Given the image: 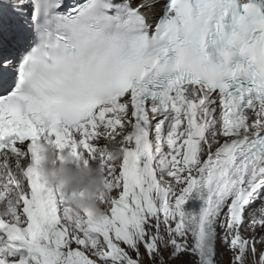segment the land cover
I'll use <instances>...</instances> for the list:
<instances>
[{
	"label": "snow or ice",
	"instance_id": "snow-or-ice-1",
	"mask_svg": "<svg viewBox=\"0 0 264 264\" xmlns=\"http://www.w3.org/2000/svg\"><path fill=\"white\" fill-rule=\"evenodd\" d=\"M0 264H264V0H0Z\"/></svg>",
	"mask_w": 264,
	"mask_h": 264
},
{
	"label": "clouds",
	"instance_id": "clouds-1",
	"mask_svg": "<svg viewBox=\"0 0 264 264\" xmlns=\"http://www.w3.org/2000/svg\"><path fill=\"white\" fill-rule=\"evenodd\" d=\"M41 155L42 175L58 190L75 191L77 196L71 202L77 210L86 207L97 213L103 211L96 199L97 194L104 189V173L99 167L83 165L68 154L61 160L56 149L47 144L42 146Z\"/></svg>",
	"mask_w": 264,
	"mask_h": 264
}]
</instances>
